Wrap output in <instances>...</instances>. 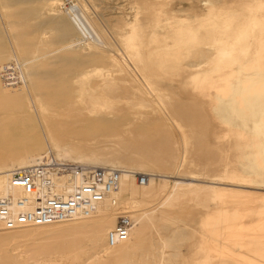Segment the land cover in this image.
<instances>
[{"label":"bare ground","instance_id":"1","mask_svg":"<svg viewBox=\"0 0 264 264\" xmlns=\"http://www.w3.org/2000/svg\"><path fill=\"white\" fill-rule=\"evenodd\" d=\"M131 2L132 12L129 17L121 16L123 28L117 31L122 45L121 51L125 58L138 63L143 60L141 58L144 55H148L152 60L147 66L158 67L163 71L180 69L186 74H195L198 71L214 68L244 70L247 63L253 67V70H250L253 73L264 70V62L263 64L260 62L261 57L264 56V0H132ZM59 4L60 0H0V12L3 14L9 8L15 11L22 8L26 13L22 17L5 14L8 30L6 33L7 39L11 43V53H4L6 50L3 46L4 37L0 36V191L4 188L8 170L35 163L48 150L53 151L61 159L78 161L91 166L119 168L122 174L118 192L114 196L118 200V207L131 213L134 225L126 240L113 246H108L105 240L109 251L101 250L103 253L98 255L97 259L102 261L98 264H230L232 259L229 253L212 256L206 242L203 247H196V239L189 240L192 223L186 222L179 217L176 211L171 209L183 199H192L197 188L194 182L198 179L179 178L160 173L162 177L164 175L177 178L170 181L166 189H162V184L167 181L164 177V179L155 181L149 176L144 184H139L137 180H134L136 178L133 172L143 171V167L147 165H160L156 158L161 160L166 154L163 150L167 138L164 134L161 137L152 135V127L149 126L151 117L149 112L144 109L149 107L148 102L151 100L143 94L140 88L135 86L132 74L112 54L106 56L107 65L114 68L112 71L115 73L111 71L105 73L100 67L95 66L87 69L73 68L76 65L70 61L68 54H71L79 43L88 46V42H85L88 37L89 41L97 40L96 43L104 47L105 41L101 40L88 20L86 21L84 18L85 22L82 21L76 15L77 13H71L73 11L71 9L67 10L68 17L66 16V19L69 18L77 27V33H80L78 36L82 40L78 36L67 38V30L70 27L65 17L61 15L63 12L59 14L60 11L55 9ZM81 6L82 9L85 8L83 4ZM23 17H26V20L31 18L33 21L40 22L36 29L34 28L38 35V41H35L36 45L37 42L44 43L47 40H45V36H42L46 35V29L54 30L47 41L48 49L44 47L47 49L46 52L42 51L41 54L30 52L34 43L28 35L30 28L26 30L24 24L19 21ZM255 38H258L256 44L253 42ZM34 50L36 52L40 49ZM28 52L33 55L28 57ZM253 61L254 63H252ZM136 62L134 64L139 67L145 66V63L140 64L143 61L138 64ZM14 68L17 70L19 82L11 80V69L14 70ZM92 80L97 81L96 88L100 97L109 101L107 103L110 105L112 100L113 103L115 100H123L128 102V105L135 101V106L140 107L134 111L124 109L128 115L125 119L129 129L125 127L123 130L121 128L123 126H121V131L125 134L123 132V135L116 134L119 136L118 138L117 136L111 138L107 135L110 132L118 133L119 131V127H115V122L111 118L112 113L116 111L113 109L114 106H108L109 109H107L106 103L103 106L101 103L93 102L89 103L87 110L83 109L86 106V97L93 93L91 92L93 89ZM120 82H131L134 84V90L127 95L114 94L116 84ZM146 82V84L149 83ZM72 85H77L74 95L76 97L75 105L82 111L84 110L82 115H78V123L68 126V122L64 121L61 122L64 125L58 129L53 126H41L40 133L42 135H39L36 127L28 123L29 120L39 119L45 108L34 89L46 86L52 90L45 96L48 102L64 101L68 98L69 87ZM148 88L152 94L155 92L156 100L158 98L160 102L163 99L169 101L168 95H164L166 96L164 97L156 93V89L153 87L148 86ZM232 91H236L235 88ZM177 100L173 99V102H176L175 107L169 109V113L177 119H188L190 106ZM152 112H161V109L158 110L154 107ZM177 119L174 120L177 121ZM153 120L155 121L152 118ZM233 121L237 124L235 120ZM194 123V121H190V131L200 129L199 126L203 124L200 121L198 122L199 126L196 125L198 128H195ZM238 124L239 127H237ZM238 124L236 125L238 129H235L234 126L229 128L232 135H244L246 132L245 127L248 123L245 120H240ZM172 126L179 129V132L181 131L180 140H183L180 149L176 147L174 151L167 153L177 157L176 166L181 168L188 164L187 147L189 141L192 146L190 140L192 135H187L188 127L187 131L181 130L184 126L179 121ZM23 130L26 131V134L22 142L10 138H18L15 133ZM158 133L160 134V132ZM183 134H186L189 140ZM42 137L45 138L47 144L44 149L41 143ZM176 139L179 141L178 137ZM90 140H94L93 146H90ZM248 140L249 137L245 141L234 142L235 150H242ZM169 142L172 143V148L176 146L174 145L175 141L169 140ZM177 145L179 146V144ZM170 146H166V149ZM177 148L180 152L176 151ZM177 153H179L178 156ZM238 155L244 159V161H239L240 168L231 165L232 161L228 162L227 166L230 167L224 169L226 172L229 171L233 178L264 175V167L257 166L253 159H247L248 154L240 152ZM236 157L239 158L237 155ZM219 178L214 175L210 180L203 182L216 186L220 185ZM178 179L184 181H177ZM243 187L253 190L255 188L263 189L255 186L243 185ZM256 192L254 194L243 193L242 198L245 201L257 203L259 206L263 203L260 200L257 202V198L263 196L261 199H264V194L253 198L252 195H255ZM146 198H152L153 206H141ZM116 218V208L105 201L92 216L70 220L81 219V221L88 222L100 219L89 226L87 223V225L84 224L85 222H79L80 224L77 226L62 227L55 231L49 228L51 224L34 226L32 229H35L36 233L37 231L39 234L46 233L50 237L46 242L43 239L44 243H39L40 245L35 247L34 254L39 257V254L44 251L54 250L70 253L72 260L77 261L81 258L78 251L82 249L76 248L85 239L93 244L96 240H102L106 236V232L115 225ZM190 221L193 222V219L191 218ZM18 231L20 230H7L0 233V264H24L11 256L7 249L8 242L16 238L13 233L19 234ZM49 231L51 232L48 233ZM238 244L239 242H236L234 246L237 247ZM186 245L188 246L187 252L183 254L181 251H184L183 247ZM103 254L105 255L103 256Z\"/></svg>","mask_w":264,"mask_h":264},{"label":"rangeland","instance_id":"2","mask_svg":"<svg viewBox=\"0 0 264 264\" xmlns=\"http://www.w3.org/2000/svg\"><path fill=\"white\" fill-rule=\"evenodd\" d=\"M131 1L132 0H60V4L55 7L57 11H60L59 14L63 12L61 15L66 19L68 17L66 13L67 10H73L71 13H77L76 15L79 16V19L84 22L85 19L86 21L88 20L95 28V31L100 36L101 40L105 41V45H103L104 47H101L99 43H96L97 40L94 42L93 40L89 41L90 39H88V37L85 41L88 42V46H83L79 43L78 47L73 49L71 54H68L70 61L76 65L73 66V68L87 69L95 66L100 67V69L105 73L108 71L115 73L112 71L114 68L107 65L106 56L108 54H112L119 59L121 64L127 68V70L134 77L136 83L135 86L140 88L143 94L151 100L148 102L149 107L144 109L146 112H149L151 117L149 126L152 127V135L154 134V136L156 135L155 137H161L164 134L167 138V141L165 140L166 145L163 150L166 153H164V158H161V160L156 158L160 165H147L143 167V171L137 172H140L146 178L150 176L155 181L166 178L167 181L162 184V189H166L167 186H169L170 181L177 179L172 177L170 178V176L198 179V181L194 182L197 188L194 191V195L192 194V199H183L171 208L179 214V217L183 218L188 223H192L189 240L196 239V247H203L204 242H206L212 256H222L226 252L229 253V256L233 260L230 261V264L231 262L232 264H264V199H261L263 196L261 198H257L259 194H264V175L233 178L229 171H224L225 168L230 167L227 166L229 165L228 162L230 163L232 161L233 163H231V165L238 169L240 168L239 161H244V159L238 155L240 152L248 154L247 159H253L257 166L264 167V163H262V160H264V70H258L256 73H253L251 72L253 67L250 63H247L244 70L233 71L230 69L214 68L198 71L195 74H186V72L180 69H175V71H173V69H171L172 71L169 69L163 71L158 67H149L147 65H149L148 63L151 62L152 59L148 57V55H144L141 58V60L143 59V62L138 61V63L142 62L140 63L141 65L145 63V66L139 67V65H135L134 63L136 61L125 58L123 52L121 51L122 45L117 34V31L120 30V28H123L120 20L121 16L124 17L126 15V17H129L132 12ZM82 4L85 7L83 8L84 10L82 9ZM5 14L22 17L26 13H24L22 8L17 11L11 8L6 9L4 14L0 12V36L4 37L3 46L4 49H6L4 53L8 54L11 53L12 47L10 46L11 43L7 39L6 32L8 30ZM69 20V18L66 19V22L70 27L67 30L66 37H77L80 33H77V27L73 25L71 20ZM19 21L24 24L26 30L30 28L28 29V35L34 43L30 52L33 54L46 52L49 46L47 41L49 40L51 34L54 33V30L46 29V35H42L45 36V40L47 39L45 41L46 43L37 42L36 45L35 41H38V35L35 32V29L40 22L33 21L31 18L26 20V17L21 18ZM79 39H81V37ZM253 42L254 44L258 43V38L253 39ZM34 49L40 50L35 52ZM32 53L29 54L28 52V57H31L33 55ZM260 62L263 64L264 56L261 57ZM252 63H254V61ZM11 72V80L13 82H19V79L17 78V70L14 68V70L11 69ZM146 81L149 82V85L146 84ZM96 82V80H92L91 86L93 89L91 92L93 93L86 97V106L83 109L87 110L89 103L91 104L93 102L101 103L103 106L106 103L107 105H105L107 106V109H109L108 106H114L113 109H116V111L112 113L111 118L115 122V127H119V131L118 133L115 131L110 132L107 135L114 138L117 136L116 134H125L121 131V128L124 130L125 127H128L129 129V125L127 126L126 123L127 120L125 117H128V115L124 109L127 108L130 111H134V109L138 110L140 107L135 106V101H132L130 105H128L129 103H126L123 100H120L122 102L115 100L114 103L116 104H114L112 100L110 105L107 103L109 101H105L100 97V93L96 88ZM147 85L156 89V93L160 95H168L169 101H164L163 99V101L160 102L158 98L156 100L155 92L152 94V91L149 90ZM133 86L134 84L131 82L117 83L114 94L127 95L129 92L134 90ZM69 88L67 99L64 101L53 102H48L45 98L49 92H52L51 89H48L46 86L34 89L38 98L44 103L45 108L43 109L42 115L39 119L29 120L28 123L36 127L39 135H42L40 133L41 126H53L58 129L64 125V123H61L64 121L68 122V126L78 123V115H82L84 110L82 111V109L77 108L75 105L76 97L74 95L76 93L77 85H72ZM234 88L236 91H232ZM173 99H178V102L190 106L189 117L186 119L187 122H185V119L179 118V120L173 114L169 113L168 110L173 108L176 103L173 102ZM153 106L158 110L160 108L161 112H152L154 108ZM103 108L105 109L106 107ZM172 116L173 118H171ZM152 118L155 119V121H152ZM174 119H177V121ZM233 120H235L237 124L240 120H245L248 123L245 127L246 132L244 135H232V133H230V127L234 126L235 129L239 127V124L236 127L237 124H235ZM178 121L184 126L181 130L187 131L188 127L189 132L187 135L189 134V136H193L190 137L192 138L190 139L192 146H190L189 141L187 147L188 164L183 165L181 168H177L176 166L175 161H177V157L167 153L174 151L176 147H179L180 149L181 142L183 140H180V137L182 136L180 135L181 131L179 132V129L177 130L174 128L175 126H172ZM190 121H194L196 123H194L195 126L201 121L203 123L201 125L203 126L198 125L201 127L200 129H194L196 131L192 129L194 132L190 131ZM198 126L195 128H198ZM163 129L166 130L164 131ZM158 132H160V134ZM25 134L26 131L23 130L22 132L15 133V135H18V138H10L18 142H22ZM193 134L197 135L194 136ZM187 135L183 134V136L188 139ZM246 136L249 137L246 146H244L242 150H235L233 143L238 140L245 141L247 139ZM118 137L119 136H117V138ZM176 137H178L179 141H177ZM44 139L45 138L43 137L41 138L43 149L47 145L46 140ZM169 140L175 141L176 143L174 142V145L176 146H173L172 148V143L169 142ZM89 143L90 146H93L94 140H90ZM177 144H179V146ZM166 146H170L171 149L170 147L166 149ZM179 149L177 148L176 151ZM178 155L179 153H177V156ZM236 155L240 159L237 158ZM160 173L170 176L163 175V178ZM214 175L220 177V185L215 186L212 184L211 186V184L203 182L210 180ZM177 181L184 180L178 179ZM134 182L136 183V181ZM243 185L261 187L263 189L261 190L259 188H255L253 190L251 188L243 187ZM253 191H257L255 195H252L253 198H257V202L260 200L263 204L257 206V203L255 204L252 201H245V199L242 198L243 193L254 194L255 192L253 193ZM151 199L152 198H146L141 206H153ZM191 218L193 219V222L190 221ZM79 220L53 223L49 225V228L55 231L58 228L77 226L80 224L79 222H85L81 221V219ZM94 220L95 221L85 222L84 224L87 223L89 226V224L91 225L100 219ZM33 227L34 226H26L10 229L20 230L18 231L20 233H13L16 235V238L15 240L8 242V252L11 256L15 259L17 258L19 261H22L24 264H98L102 261L97 259L98 255L103 253L101 250L107 249V252L109 251L108 247L105 245L104 236L102 240H96L94 244L93 242L85 239L76 248L78 250L82 249L80 250L81 252L77 250L81 256V258L77 261L72 260L70 253H68V255L67 253L54 250L44 251L42 254H39L38 257L34 254V251L36 250L35 247L39 243L42 244L46 242L50 239V237L46 233L39 234L38 231L36 233L35 229H32ZM6 231L7 230L5 229H0V233ZM50 232L51 231L48 233ZM235 241L239 242L237 247L236 245L234 246V243H236ZM187 247V245L183 247L184 251H181L183 254L184 252H187ZM221 248L222 250H220ZM104 255L105 254H103V256Z\"/></svg>","mask_w":264,"mask_h":264},{"label":"built area","instance_id":"3","mask_svg":"<svg viewBox=\"0 0 264 264\" xmlns=\"http://www.w3.org/2000/svg\"><path fill=\"white\" fill-rule=\"evenodd\" d=\"M122 171L61 159L46 151L33 164L7 171L0 191V228L41 226L90 217L107 201L116 208L115 225L106 232L108 246L127 239L134 218L121 209L114 196ZM137 182L146 177L133 172Z\"/></svg>","mask_w":264,"mask_h":264}]
</instances>
